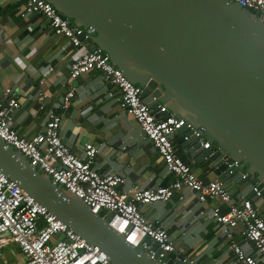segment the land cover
I'll list each match as a JSON object with an SVG mask.
<instances>
[{
    "label": "water",
    "instance_id": "95a60500",
    "mask_svg": "<svg viewBox=\"0 0 264 264\" xmlns=\"http://www.w3.org/2000/svg\"><path fill=\"white\" fill-rule=\"evenodd\" d=\"M72 27L92 28L90 51L142 88L156 117L160 104L186 124L189 155L226 186L251 183L264 197V23L232 0H48ZM191 127H190V126ZM198 130L203 139L193 133ZM209 141L212 146L203 149ZM191 165L189 159L186 160ZM247 170L243 172V168ZM0 170L114 264H187L175 252L138 251L75 194L40 173L0 138ZM195 172V168L192 167ZM161 253L158 245L147 239Z\"/></svg>",
    "mask_w": 264,
    "mask_h": 264
},
{
    "label": "built area",
    "instance_id": "2783aa9c",
    "mask_svg": "<svg viewBox=\"0 0 264 264\" xmlns=\"http://www.w3.org/2000/svg\"><path fill=\"white\" fill-rule=\"evenodd\" d=\"M15 1L21 3L19 13L22 17L42 15L49 20L54 33L67 38L75 48L85 46L82 37L90 39L93 35L92 28L72 27V21L64 19L48 0ZM232 1L254 13L259 12L264 23V0ZM95 69L102 71L116 87L123 109L136 118L167 170L174 174L172 184L123 192L120 190L125 182L122 175L101 173L93 166L98 153L93 143L85 145L84 157L74 154L61 136L62 114L59 112L60 108L70 106L75 96L74 89L66 92L60 106L47 111L43 130L32 138L21 135L11 124L9 114L19 107L18 98L11 97L6 105L0 104V138L19 151L36 170L49 175L60 188L80 197L92 212H110L107 223L135 249L145 251L153 259L175 252L176 246L164 227L143 215L141 205L169 201L177 194L183 200L182 191L187 189L195 194L200 203L213 201L219 204L213 209L212 217L228 238L229 247L239 261L245 264L264 262V218L252 200H236L233 192L218 179L206 181L199 178L191 165L179 155L173 137L186 122L169 112L164 104L157 107L161 117H156L143 100L142 88L113 65L108 53L100 48L94 51L88 49L71 63L70 80ZM43 83L41 81L40 85ZM11 94L10 88L5 90L6 96ZM44 97V93L40 92L41 110L44 109ZM193 134L199 140L203 139L200 131L195 130ZM185 140H189V136ZM211 146L209 141L202 145L204 149ZM257 196L260 197L261 192L257 191ZM220 204H225L226 210ZM239 225L244 226L243 234L254 244L255 255L246 254L234 240L233 233ZM148 238L158 245L160 254ZM9 244L18 246L26 256V264H114L100 247L87 242L0 170V257L2 248ZM184 263L195 264V261L185 258Z\"/></svg>",
    "mask_w": 264,
    "mask_h": 264
},
{
    "label": "crops",
    "instance_id": "0c3cea01",
    "mask_svg": "<svg viewBox=\"0 0 264 264\" xmlns=\"http://www.w3.org/2000/svg\"><path fill=\"white\" fill-rule=\"evenodd\" d=\"M20 9L21 3L15 0H0V104L6 105L11 97L18 98L19 107L9 114L13 128L28 138L36 136L43 130L47 111L60 106L66 92L74 89L70 106L59 109L60 133L74 154L84 157L85 145L93 143L98 149L93 166L101 173L122 175L123 192L172 184L174 174L167 170L136 118L123 109L116 87L103 72L95 69L70 80L71 63L89 47L86 44L82 48L73 47L67 38L54 33L47 18L40 14L24 18ZM8 88L12 94L6 96ZM40 92L45 95L42 110ZM185 137L178 132L174 135L176 148L200 175L206 169L189 155L191 146L185 145L192 138L185 140ZM246 170L244 167L242 171ZM214 179H217L214 174L204 177L206 181ZM227 187L236 200L247 198L253 189L249 182L242 187L236 184ZM182 194L183 200L177 194L169 201L141 205L147 219L168 231L176 246L175 253L195 264H245L232 252L228 238L212 217L219 204L200 203L187 189ZM249 199L264 218V197ZM220 206L226 210L225 204ZM243 232L244 226H237L234 240L246 254L255 255L254 244ZM0 264H26V256L17 245L9 244L2 248Z\"/></svg>",
    "mask_w": 264,
    "mask_h": 264
}]
</instances>
